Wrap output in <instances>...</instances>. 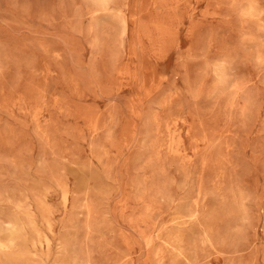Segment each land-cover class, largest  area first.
Returning a JSON list of instances; mask_svg holds the SVG:
<instances>
[{"label":"rangeland","instance_id":"1","mask_svg":"<svg viewBox=\"0 0 264 264\" xmlns=\"http://www.w3.org/2000/svg\"><path fill=\"white\" fill-rule=\"evenodd\" d=\"M0 264H264V0H0Z\"/></svg>","mask_w":264,"mask_h":264}]
</instances>
